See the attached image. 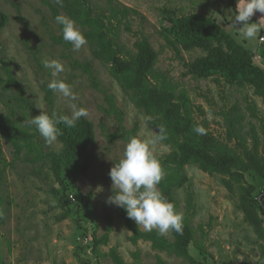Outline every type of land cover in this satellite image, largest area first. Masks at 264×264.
Returning <instances> with one entry per match:
<instances>
[{"label": "rangeland", "instance_id": "obj_1", "mask_svg": "<svg viewBox=\"0 0 264 264\" xmlns=\"http://www.w3.org/2000/svg\"><path fill=\"white\" fill-rule=\"evenodd\" d=\"M116 1L137 10L130 16L132 28L147 35L160 51L159 68L169 70L193 100L208 111L216 134H224L225 129L221 124L223 117L212 113V107L219 113L225 106L236 102L244 105L248 97L256 102L264 115V103L250 86H231L224 81L218 83L213 78L183 76L185 68L173 51L165 46L161 35L165 8H174L180 14L198 11L213 15L237 34L238 29L232 24L234 9L228 7L227 0ZM234 1L237 4V0ZM96 2L100 6L107 3L106 0ZM220 8H225L224 15ZM0 10L9 16L8 24L0 32V114L8 113L4 100L16 97L14 108L24 122L27 117L41 114L42 109L47 113L55 110L70 115L67 103L58 93H54L52 104L46 100L45 87L55 77L50 69L44 67L43 60L58 59L65 66L59 78L72 85L79 98L77 103L87 108V118L95 125L96 134V143L88 151L93 156V165L78 182L81 195L71 193V217L64 220H59L62 212L60 196L50 192L52 187L59 188L55 179L48 177L46 170L40 174L39 165L14 160L11 144L0 136V155L12 163L8 166L6 188L2 192L4 208L8 211L6 221L0 227V264H82L80 258L87 264H115L110 256L97 258L91 246L93 233L101 236L106 232L108 216L113 218V232L109 245L101 247L103 253L116 247L128 264H156L157 254L169 264H189L183 258L153 250L150 242L141 240L137 245L132 244L128 238L131 232L125 228L121 217V207L106 203L113 194L110 169L122 157L127 143L120 139L114 142L107 139L106 133H115L118 128L116 115L106 111L110 106L107 96L112 94L116 105L124 111V125L131 129L138 124L139 138L147 139L156 135V131L148 125L144 111L136 106L131 95L123 90L102 62L94 58L88 42L77 51L71 43L63 40L61 26L56 23L46 0H0ZM250 22L264 24V14L256 12ZM261 36L260 32L255 40L246 41V44L256 49L254 61L263 66L261 52H264V41ZM121 39L133 48L136 37L122 28ZM182 54L191 61L205 52L193 49ZM5 62L12 70V78L4 68ZM89 63L94 80L81 66ZM20 99L23 104L19 103ZM39 139L46 148H61L59 140L49 145L40 134ZM152 150L161 156L170 148L159 142ZM187 171L196 204L193 224L195 227L202 225L208 232L205 239L199 237L205 242L207 254H201L192 243L189 247L191 255L204 264H264V239H260L245 221L236 198L220 183V177L211 176L195 165L188 166ZM98 186H102V191H97ZM88 194H91L90 199ZM186 196L187 188L178 190L182 211L185 210ZM135 252H139L138 259L133 255Z\"/></svg>", "mask_w": 264, "mask_h": 264}, {"label": "trees", "instance_id": "obj_2", "mask_svg": "<svg viewBox=\"0 0 264 264\" xmlns=\"http://www.w3.org/2000/svg\"><path fill=\"white\" fill-rule=\"evenodd\" d=\"M106 2V5L100 6L96 0H63L61 7L55 0H46L54 18L58 14H65L82 28L94 58L102 62L123 90L131 95L136 106L144 111L147 123L156 131V135L158 126L167 130V139L162 143L170 151L161 156L156 155L165 172L158 188L182 214L183 232L179 234L169 231L160 235L156 230L145 231L121 207L124 226L131 232L129 241L134 245L141 240L150 242L155 251L183 258L189 264H204L194 258L189 250L193 243L201 254L205 255L208 251L204 240H199L200 236L206 238L207 230L202 225L195 227L193 224L196 204L187 171L190 165L197 166L211 176H219L220 183L236 198L237 207L243 212L245 221L253 227L260 239H264V209L255 200L256 191L264 186V115L258 105L246 97L244 105L236 102L225 106L219 113L212 107V113L223 117L221 124L225 129L224 134H216L208 111L193 100L169 70L159 68L160 51L147 35L132 28L130 16L132 12L137 13V10L123 6L116 0ZM226 3L235 11L234 0H227ZM203 4L207 5L206 2ZM163 12L165 17L161 35L165 39V46L173 51L185 68L183 76L213 78L218 83L224 81L231 86H250L264 103V65L255 63L256 49L248 46L246 40L240 41L236 33L231 32L213 15L198 11L180 14L174 8H165ZM220 12L224 15L225 8H220ZM8 21L9 16L0 10V32ZM122 28L136 37L133 48L121 39ZM263 34L264 30L261 31ZM193 49H201L205 54L187 61L182 52ZM261 56L264 58V52H261ZM4 64L12 78V70L8 63ZM81 66L94 80L91 64ZM45 89L46 100L52 104L55 92L47 86ZM15 99L4 100L8 113L0 114V136L11 144L14 160L39 165L40 174L46 170L48 177L55 179L59 188L52 187L50 192L60 196L62 212L59 220L67 219L71 217L70 195H81L78 182L93 165V156L88 151L96 143L95 125L87 117H82L73 128L60 124L58 126L62 135L58 140L61 148H46L35 127H28L17 116ZM107 99L110 104L106 108L107 113L116 115L118 119L117 131L106 133L108 141L120 139L128 142L131 137L139 138V125L127 128L123 123L124 111L116 105L114 96L108 94ZM18 101L23 104L22 99ZM53 112L66 115L55 110L48 114ZM197 124L206 129V135H197L193 131ZM11 164L0 155V227L5 223L8 211L4 208L5 196L2 192L6 188L7 169ZM183 188H187L184 211L177 197L178 190ZM87 197L90 199L91 194ZM107 220L106 232L101 236L96 232L92 235V251L97 258L110 256L115 264H128L116 247H112L108 253L101 250L102 246L109 245L113 232V218L108 216ZM208 226L211 227V223ZM133 255L138 259L139 252ZM156 256V264H169L161 255ZM80 260L82 264H87L82 258Z\"/></svg>", "mask_w": 264, "mask_h": 264}, {"label": "clouds", "instance_id": "obj_3", "mask_svg": "<svg viewBox=\"0 0 264 264\" xmlns=\"http://www.w3.org/2000/svg\"><path fill=\"white\" fill-rule=\"evenodd\" d=\"M55 3L63 7V0H55ZM256 12L264 14V0H237L235 11L232 12V24L238 29L237 35L243 40H255L264 30V24L250 22ZM55 21L62 27L63 40L71 43L74 50L79 51L87 44L85 35L72 18L58 14ZM237 25L242 27H236ZM43 65L50 69L51 75L55 77L47 87L65 100L70 115H57L55 112L50 115L42 109L41 114L27 119L26 125L35 127L40 136L51 145L62 135L58 125L64 124L73 128L82 117H87L89 112L86 107L77 103L79 98L72 85L59 78L65 71L64 64L58 59L44 58ZM193 131L197 135H206V129L199 124L194 126ZM157 132V135L147 139L131 137L128 140L119 162L110 169L113 194L107 198L106 203L125 209L127 216L145 231L156 230L160 235L169 231L182 234V214L158 188L165 172L152 149L167 139V130L158 126ZM97 191H102V186H98Z\"/></svg>", "mask_w": 264, "mask_h": 264}, {"label": "built area", "instance_id": "obj_4", "mask_svg": "<svg viewBox=\"0 0 264 264\" xmlns=\"http://www.w3.org/2000/svg\"><path fill=\"white\" fill-rule=\"evenodd\" d=\"M262 41H264V34L261 36ZM255 200L264 209V186L260 187L255 193Z\"/></svg>", "mask_w": 264, "mask_h": 264}]
</instances>
